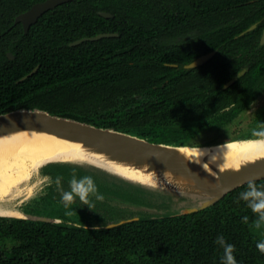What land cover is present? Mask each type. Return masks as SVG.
I'll return each instance as SVG.
<instances>
[{
  "label": "trees",
  "instance_id": "16d2710c",
  "mask_svg": "<svg viewBox=\"0 0 264 264\" xmlns=\"http://www.w3.org/2000/svg\"><path fill=\"white\" fill-rule=\"evenodd\" d=\"M33 1L14 0L12 7L0 0V113L37 108L156 143L201 145L223 142L192 140L225 127L264 92V0H72L45 12L26 34L19 24L8 28ZM99 33L117 36L69 45ZM213 50L205 64L182 67ZM40 172L53 180L45 189L48 199L40 197L22 211L62 222L0 217V264H221L219 235L235 246L237 264H264L256 249L264 241V224L256 229L257 217L239 199L247 184L198 212L153 217L109 204L114 198L146 202L142 191L101 174L65 164H48ZM73 176L92 177L106 201L91 196L87 206L77 198V214L69 215V208L57 213ZM255 183L264 185V179ZM88 207L95 213L89 215ZM101 208L105 212L98 214ZM136 214L138 220L105 227ZM93 221L99 227L83 226Z\"/></svg>",
  "mask_w": 264,
  "mask_h": 264
},
{
  "label": "water",
  "instance_id": "95a60500",
  "mask_svg": "<svg viewBox=\"0 0 264 264\" xmlns=\"http://www.w3.org/2000/svg\"><path fill=\"white\" fill-rule=\"evenodd\" d=\"M68 1L72 0H44L35 3L28 10L16 16L15 22H21L24 27V33H27L29 26L35 23L38 17L45 11ZM98 14L104 18H110L112 16L110 13L104 11H99ZM257 25L258 22L252 24L241 32L239 36L254 30ZM115 36H117V33H99L95 36L77 39L69 45L74 46L83 41H96L101 38ZM259 44H264V29ZM215 54L216 50L210 51L184 64L182 67L184 69L196 68L208 62ZM9 57L12 58L10 54ZM171 66L176 67L177 65L171 64ZM37 68L38 66L24 76L22 80L32 75ZM246 70L244 68L236 73L230 80L223 84L222 89L230 87L238 78L244 75ZM22 130H32L63 140L78 142L87 148L93 149L97 153L104 154L109 160H116L133 166L147 164L149 170L166 171L174 177L182 178L184 187L182 189L163 188L159 186L156 189H152L89 162L81 164L78 163V160H53L44 162L43 166L38 168V170H41V168L48 164H65L101 174L114 183L121 184L133 190L142 191L141 194L144 196L146 204H134L118 200L117 198H114L113 201L123 206L132 207L136 209L135 212L147 213L153 215V217L179 216L198 212L214 205L229 192L247 184L249 180L259 181L264 179V158L241 166L239 171L223 170L217 173L216 178H212L205 176L203 172L198 171L194 166L184 161L178 154L176 149L186 145L156 143L150 141L149 138L135 133L97 126L92 123L52 114L43 109L19 108L0 113V134ZM16 211L20 213L19 216L0 214V217L20 218L49 223L62 222L59 218L25 213L20 210ZM139 217L136 214L131 218L109 223L105 227H116L133 220H138Z\"/></svg>",
  "mask_w": 264,
  "mask_h": 264
},
{
  "label": "bare ground",
  "instance_id": "6f19581e",
  "mask_svg": "<svg viewBox=\"0 0 264 264\" xmlns=\"http://www.w3.org/2000/svg\"><path fill=\"white\" fill-rule=\"evenodd\" d=\"M245 139H233L229 141L219 142L210 145H200L201 149H209L210 152L201 157V162L195 163L187 161L180 154L182 149L196 147V146H181L176 150L178 154L198 171L203 172L205 176L216 178L217 173L223 170L233 171L226 169L224 161L217 159L215 162L211 160L212 150L218 145L224 143L245 141ZM230 159L248 158L249 163L257 160H251L250 157L255 155L254 150H247L246 152H232L226 154ZM84 158L86 162L96 164L106 168L123 177L130 176L129 178L135 181L134 177L143 170L142 166H133L131 164L118 162L116 160H109L104 154L97 153L93 149L83 146L81 143L63 140L45 133L36 132L32 130H22L0 134V200L1 202L8 201L12 197L18 196L19 187L31 178V174L35 172L39 165L46 161L61 160L73 161ZM246 165V164H245ZM244 166V165H243ZM119 170H123L120 172ZM155 171L160 179L159 187L182 189L183 180L180 177H174L172 174L161 170ZM163 174L170 177V181L164 179ZM34 185V184H33ZM24 188V187H23ZM31 188V187H30ZM27 191V189H26ZM28 195V193H27ZM14 209V208H13ZM0 214L19 216L20 213L16 210L4 208L0 203Z\"/></svg>",
  "mask_w": 264,
  "mask_h": 264
},
{
  "label": "clouds",
  "instance_id": "9594fccd",
  "mask_svg": "<svg viewBox=\"0 0 264 264\" xmlns=\"http://www.w3.org/2000/svg\"><path fill=\"white\" fill-rule=\"evenodd\" d=\"M251 137L245 141L224 143L222 145L216 146L214 150H212L213 154H211V160L215 162L217 159H221L224 161V166L226 169H231L233 171H239L241 166L247 164L249 162L248 158H239V159H230L228 153L232 152H246L247 150H254L255 155L251 156V160H257L260 158H264V126L253 129L251 131ZM210 152L209 149H201L198 145L196 147L185 148L181 150V155L187 161H192L195 163L201 162V157L208 154ZM84 158H81L78 163H85ZM43 164L39 165L42 167ZM37 168V170H38ZM123 172V170H119ZM164 179L170 181V177L167 174H163ZM126 178H133L126 175ZM135 181L152 189H156L160 183V179L158 178L155 171H149V166L145 164L143 170L138 173L134 177ZM61 177H57L55 179V184L59 186L61 184ZM53 180L50 177L44 176L42 177L37 185L39 191H43L44 187L51 186ZM69 191H64L61 195V201L65 207L71 206L75 200H78L83 205H90V197L94 196L96 200L102 201L104 196L102 193L98 191L97 185L94 180L90 176H84L81 178H77L73 176L69 181ZM239 199L243 200L247 203V207L251 210V212L257 217L254 221V227L256 229H260L261 225L264 224V185H260L259 187L253 180H249L247 182V188L245 191L239 194ZM244 223H248L249 218L247 216L242 217ZM216 243L223 248V257L221 260V264H237V260L235 258V246L232 244H228L223 235H219L216 238ZM256 249L260 254L264 255V241H260L256 244Z\"/></svg>",
  "mask_w": 264,
  "mask_h": 264
},
{
  "label": "rangeland",
  "instance_id": "374dc122",
  "mask_svg": "<svg viewBox=\"0 0 264 264\" xmlns=\"http://www.w3.org/2000/svg\"><path fill=\"white\" fill-rule=\"evenodd\" d=\"M262 126H264V93L261 94L245 111H243L231 123L227 124L225 127H222L218 130L203 131L200 135L196 136L192 141L194 143H205L211 141L217 142L218 140L229 141L228 139L233 137H240L247 134H251V131L253 129H258ZM201 145L203 146L210 144H201ZM190 146H197V145H190ZM42 177L44 176L41 174L40 170L33 172L31 174V178L19 187L18 192L20 194L16 197L10 198L8 201L3 200L1 202L0 200L1 205L4 208L22 211V208H24V206L33 203L36 199L40 198L43 193H45L46 187H44L43 191H39L37 188L38 182ZM108 203L120 209H126L129 211L132 210V212H135L136 210L132 207H128L125 205L123 206L122 204L117 203L116 201H108Z\"/></svg>",
  "mask_w": 264,
  "mask_h": 264
},
{
  "label": "flooded vegetation",
  "instance_id": "af4514ba",
  "mask_svg": "<svg viewBox=\"0 0 264 264\" xmlns=\"http://www.w3.org/2000/svg\"><path fill=\"white\" fill-rule=\"evenodd\" d=\"M42 1H44V0H35V1H33V2L30 4V6H29L26 10H28L33 4L38 3V2H42ZM253 1H256V0H250L249 2H253ZM10 2L12 3V7H13V5H14V0H10ZM68 2H69V1H68ZM62 4H63V3H62ZM57 6H58V5H57ZM53 9H54V8H53ZM12 10H13V8H12ZM26 10H24V11H22V12H19L18 14H15V15L13 16V19H12V24H11L10 26H8V28H12L14 25L19 24L20 27H21L22 30H23V28H24V27H23V24H22L21 22H17V23H16V22H15V18H16V16H18L19 14L25 12ZM50 10H52V9H50ZM45 12H47V11H45ZM45 12H44V13H45ZM44 13H43V14H44ZM43 14H42V15H43ZM39 17H40V16H39ZM39 17H38V18H39ZM37 20H38V19H37ZM37 20H36V21H37ZM33 24H34V23H33ZM253 24H254V23H253ZM31 25H32V24H31ZM31 25H30V26H31ZM251 25H252V24H251ZM251 25H250V26H251ZM30 26H29V28H30ZM256 27H257V26H256ZM263 28H264V27H263ZM28 30H29V29H28ZM262 31H263V30H262ZM27 32H28V31H27ZM23 33H24V30H23ZM24 34H26V33H24ZM260 38H261V37H260ZM259 42H260V40H259ZM262 45H263V44H262ZM9 54L12 56V58L9 57ZM6 56H7L8 59H13V58H14L13 54H12L11 52H9V51L6 52ZM263 93H264V92H263ZM263 93H262V94H263ZM258 97H259V96H258ZM258 97H257V98H258ZM257 98H256V99H257ZM256 99H255V100H256ZM255 100H253L252 103H253ZM252 103H251V104H252ZM251 104H250V105H251ZM250 105H249V106H250ZM249 106H248V107H249ZM244 111H245V110H244ZM240 114H241V113H240ZM240 114H239V115H240ZM239 115H238V116H239ZM238 116H237V117H238ZM234 119H235V118H234ZM234 119H233V120H234ZM233 120H232V121H233ZM232 121H231V122H232ZM231 122H229V123H231ZM229 123H228V124H229ZM210 130H215V129H210ZM205 131H206V130H205ZM202 132H203V131H202ZM202 132H200L198 135H200ZM198 135H197V136H198ZM231 139H237V138H236V137H233V138H230V139H228V140H231ZM238 139H239V138H238ZM244 139H245V138H244ZM224 141H226V140H224ZM43 176H45V175H43ZM45 192H46V191H45ZM45 194H46V193H43V194L41 195V198L48 199V194H46V195H45ZM78 201H79V200H78ZM75 203H77V201H75L73 204H75ZM91 205L93 206V204H91ZM81 206H82V205H81ZM25 207H26V206H24V208H25ZM28 207H29V206H28ZM28 207H27V209L29 210ZM73 207H74V205L69 206V207H65L63 203H60V206L55 207V208L58 209V210H57V211H58L57 213L60 212V213L63 214V215L65 214V211L67 210V208H69V210H67V211L69 212L68 214H69V215H75V214H77V211H79L78 209H80L81 207L79 206L80 208H78V209H77V208L72 209ZM22 209H23V208H22ZM88 209H89V211H88V214H89V215L95 213V211L92 210L91 208L88 207ZM119 209H120V208H119ZM72 210H74V212H72ZM101 212H102V213L105 212L104 209H102V208L99 209L98 214H101ZM106 212H107V211H106ZM106 214H107V213H106ZM98 216H99V215H98ZM47 217H48V216H47ZM91 221H92V220L89 219V223H90ZM69 223H70V224H76V225L78 224V223H75V222H69ZM87 224H88V223H87ZM93 224H94V225H90V224H89V225H83V226L86 227V228H92V227H95V226H96V227H99V226H97V225L99 224V222H95V221H93ZM79 225H80V224H79Z\"/></svg>",
  "mask_w": 264,
  "mask_h": 264
}]
</instances>
